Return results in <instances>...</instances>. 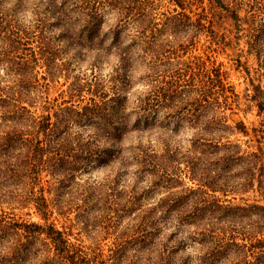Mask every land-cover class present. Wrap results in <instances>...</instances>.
Listing matches in <instances>:
<instances>
[{"label":"rangeland","instance_id":"obj_1","mask_svg":"<svg viewBox=\"0 0 264 264\" xmlns=\"http://www.w3.org/2000/svg\"><path fill=\"white\" fill-rule=\"evenodd\" d=\"M153 1V23L160 24L165 16L175 10L180 11L173 0ZM184 1L185 13L190 16L192 22H196L201 14L211 19L213 11L208 0ZM223 2L233 8L237 6L238 16L243 23L240 30L232 27L230 20L216 17L214 23H220V26L218 29L216 26L212 27L214 32H217L214 38L208 29L199 31L192 27L176 32L174 37L169 36L168 31L156 33L153 47L148 49L146 59L142 63L136 61L132 87L125 92L119 89L123 86V70L115 57L114 46L119 43L120 47L124 48L122 51L128 49V46L136 51L137 47L133 43L138 39L134 37L132 26L121 25L122 16L116 8L104 3L94 22L99 32L90 38L85 37L88 31L84 32L80 46L70 44L59 37L60 27L51 28L48 27L49 24H43L44 32L39 34L35 21L42 17L46 19L43 15L44 7L39 0L28 1L16 14L14 20L26 30L25 33L27 32L24 35L26 38L22 36L20 45L12 40L10 32H7L5 37L3 25L0 28V53L5 50L16 57H28L33 51L38 58L33 73L35 77L22 85L18 83L17 76L6 68L7 63L2 61L5 56L0 54V144L6 135L22 133L23 141L19 139L11 143L14 149H20L23 153L29 147L31 151L35 147L41 149L35 153L37 158L34 163L40 171L34 191L39 195V189H43V195L49 202L48 222L54 223L70 244L82 246L88 253H91L90 250L99 251L104 264H196V255L204 252L208 245L206 235L203 234L205 231L195 224H170V216L166 215L161 202L172 195H183L188 188L196 189L198 183L195 178H191L190 171L184 163H180L181 160L161 166L156 176L148 171L139 172L141 166L132 160L138 151L134 150V147L141 145L159 152L160 145L154 142L155 138L152 137L143 136L139 139L132 135L126 136L118 143L122 149L121 156L113 155L112 150L115 147L109 140H98L92 145L98 147V157L85 159V155L76 154L75 143L79 142L81 145L88 137H93L97 118L91 119L89 123L65 125L64 120L74 118L75 111H81L83 107L96 102L106 105L108 113H112L117 103V92L125 94V105H132L138 93L148 90L149 82L146 76L152 71L150 67L160 76V80L163 77L169 80L184 73V78L187 79L189 74L198 71V66L208 69L218 67L225 73L223 82L228 86V91L225 92L228 95L227 102L225 105L221 103L214 110L201 109L197 117L200 120L215 116L220 123H224L226 128L217 125L219 128L213 132L211 138L220 137L222 143L228 140L235 144L237 148L234 151H238V155L245 156V153L259 150L264 153V116L259 112L256 100H253V87L260 86L264 92V72L260 67L261 59L258 61L255 51L248 48L245 36L250 24L254 30L260 27L264 33V0ZM11 6L12 4L4 0L0 4V11L9 10ZM1 16L5 15H0V18ZM111 30L119 32L118 39L113 44ZM39 36L42 37L38 39ZM39 41H42V44ZM100 41L102 47L98 44ZM262 43L264 45V40ZM104 48L108 49L105 55ZM38 51L52 53L53 58L49 66L44 60L49 54L41 56ZM97 54L102 55L98 60L95 57ZM153 54H156L154 59ZM150 59L156 60V65L150 66ZM197 81L198 79L195 83ZM258 99L264 101V93H259ZM218 101H223L222 97H219ZM175 103L180 104L182 101L178 97ZM173 108L160 109V119L172 117L169 121L174 123V115L178 113V109ZM116 113L118 114L117 110ZM45 116L49 117L51 126L58 128L57 139L65 140L62 145L56 144V139L46 136L48 130L45 134L35 133L36 128L33 130L31 127L34 120L38 121ZM134 120V115L128 117L130 126ZM239 123L244 126L246 134L237 129ZM180 125L174 134L175 138L170 141V148L176 151L177 159L186 153L191 135L197 132L196 128H191L184 121ZM110 129L108 127V130ZM163 136L167 137L169 134ZM28 151L31 154L30 149ZM69 152L71 155L79 154L73 159L74 165L64 164V161H72L65 159V154ZM217 154L224 155L227 152L221 150ZM38 159L45 161V164H37ZM102 160L110 162L104 165ZM63 169L70 170L69 176L61 174ZM251 169V159L242 158L231 164L228 167L231 181L242 179L240 176L250 174ZM235 174L240 176L235 177ZM6 185L7 187L0 190L3 193L0 197V213H9L18 221L43 223L34 205L22 200L27 194L23 192L22 195L19 188H15L13 181H7ZM97 193H100L99 197ZM14 195L19 199L14 198ZM214 196L221 205L264 204V192L260 193L256 189L234 196L217 192ZM132 198V203H126L125 200ZM57 200L60 201L59 205ZM103 200L107 203L103 204ZM185 203L190 204L188 201ZM180 206L184 208L183 204ZM140 213L149 215L153 223L143 224L138 218ZM170 215L173 217L174 214ZM201 231L202 234L198 236Z\"/></svg>","mask_w":264,"mask_h":264},{"label":"trees","instance_id":"obj_2","mask_svg":"<svg viewBox=\"0 0 264 264\" xmlns=\"http://www.w3.org/2000/svg\"><path fill=\"white\" fill-rule=\"evenodd\" d=\"M3 1L0 0L1 3ZM28 1L30 0H5L6 3L12 4V6L9 10L0 11V15H5L0 18V28L3 25L5 37H7L6 33L10 32L13 36L12 40H15L19 45L22 36L27 32L25 33L26 30L19 26L14 19L21 7L26 5ZM202 1L200 0V2ZM39 2L44 7L43 15L46 17V19L39 17L40 19L35 21L39 34L44 32L43 24H49L48 27L51 28L60 27L59 37L70 42V44L78 46H80L84 32L88 31L86 38H90L99 32L94 22L100 13L99 9L104 3L107 6L116 8L122 16L121 25L132 26L135 33L134 37L138 39L133 43L137 47L136 51L131 46L122 51L124 48L120 47L119 43L114 46L116 50L115 57L123 70V86L119 89L124 92L132 87V79L135 74L134 65L137 60L138 63L139 61L142 63L146 59L148 49L153 47L156 33L161 34L168 31V35L174 37L176 32L192 27L199 31L208 29L214 38L217 32H214L212 27L216 26L218 29L220 26V23H214L216 17L230 20V25L237 30H240L243 24L242 19L238 16L237 6L233 8L227 3L224 5L223 0H208L210 9L213 11L211 19H207V15L201 14L196 22H192L190 16L185 13L186 4L184 0H173L180 11L175 10L174 12L173 10L174 13L165 16L160 24L153 23L151 12L154 6L153 0H39ZM11 21H14L12 25L10 24ZM253 30L250 24L246 30V44L248 48L255 51L258 61L259 58L261 59L260 67L264 72V45L262 43L264 33L260 27ZM111 33L113 34L111 44H113L117 41L119 32L111 30ZM39 43L42 44V41H39ZM98 44L102 47L101 41ZM38 52L41 56L45 53L49 54L48 57H44L46 65L49 66L53 58L52 53ZM107 52L108 49H105L104 55ZM139 52H142V54H139ZM0 54L5 56L2 61L6 62V68L17 76L18 83L23 85L35 77L33 73L38 61L35 52L31 51L28 57H25V55L16 57L13 54L6 53L5 50ZM155 55H152L153 59ZM101 56H95L96 60ZM15 58L19 60L16 61ZM156 62V60L150 59L148 64L154 66ZM150 70H152L151 73L146 76L149 82L148 90L138 93L132 105H125V94L122 95L117 92V103L113 107L114 111L112 113H108L106 105L103 103L92 102L90 106L83 107L81 111H75L74 118L69 117L64 120L65 125H70L82 122V124L89 123L91 119L97 118V121H95L97 123L94 124L95 133L91 137L93 139L88 137L85 143L81 145L76 142V154L85 155V159L98 157L100 155L99 149L97 146L92 145L98 140H109L115 147L112 150L113 155L121 156L122 149H120L118 143L126 136L132 135V137H138L139 139L143 136L155 138L154 142H158L160 145V153L139 145L134 147V150L137 149L138 151L133 155L132 160L136 165L141 166L139 172L148 171L154 176L158 174V168L161 166L169 165V163L174 164V161L181 160L180 163H184V166L190 171L191 178L196 179L198 183L196 189L188 188L183 195H172L170 196L172 198H164L161 202V206L166 210V215L170 216V224L178 222L195 224L196 227L205 231L203 234L206 235L208 245L204 252L196 255V264H264V204L221 205L214 196L217 192L234 196L255 189L263 193L264 153L259 150L258 152L245 153V156L238 155V151H234L237 148L235 144H231L228 140L222 143L220 137L211 138L213 132L219 128L217 125H223V128H226L224 123H220V120L218 121L215 116L200 120L197 117V113L201 109L214 110L221 103L227 102L228 95L225 92L228 91V86L223 82L226 78L225 73L221 72L218 67L208 69L205 66H198V71L189 74L187 79L184 78L186 76V73H184L178 74L169 80H165L164 77L160 80V76L156 74L153 67H150ZM196 79L198 81L195 83ZM216 88H219V90ZM253 90V100H256L258 110L264 116V101L258 99L259 93L264 92L260 89V86L253 87ZM120 95L122 97H119ZM178 97L182 101L181 106L179 103L174 104ZM219 97H222L223 101L219 102ZM171 107L178 109V113L174 115L176 117L174 123L169 121L172 117L168 118L166 116V118H163L164 120H161L158 115L159 110ZM130 115L135 117L131 126L128 123ZM183 121L191 128H196L197 132L191 135L186 153L181 154V158L177 159L176 151L170 148V141L175 138L174 134L179 130ZM32 123L33 130L36 128L35 133L45 134L48 130L49 133L46 136L56 139L58 141L56 144L62 145V141H65L57 139L58 132L56 129L58 128L51 126L48 116L42 117L38 121L34 120ZM237 126L238 130L246 134L242 123L237 124ZM108 127L111 129L108 130ZM164 134H169V136L164 137ZM22 135V133L21 135H6L2 144H0V190L7 187V181H13L15 188H19L22 195L27 194L24 195L22 200L34 205L43 223L18 221L11 214L1 212L0 264H104L102 254L99 251L90 250L91 253H88L82 246L76 247L70 244L68 239L64 237V233L58 230L54 223L48 222L50 217L49 202L43 195V189H39V195H36L34 191L40 171L38 165L34 163L37 158L35 153L41 149L35 147L31 151L29 147L24 153L20 149H14L11 143L19 139L23 141ZM29 149L32 155L28 151ZM221 150L227 152V154L218 155L217 153ZM78 155H71L70 152L65 154V159H72V161H64V164L74 165L73 159ZM242 158L251 159L252 172L242 176L239 175L242 178L240 180L231 181L232 177L228 167ZM37 161L39 165L45 164L42 159ZM109 162L110 160L107 163L106 160H102L101 163L108 165ZM197 163L201 164L198 165ZM228 163L230 164L228 165ZM66 170L68 171L66 172ZM55 171L57 172L56 169ZM68 172H70L69 169H63L61 174L67 177L69 176ZM239 176L235 174V177ZM110 192L113 191L110 189ZM97 194V197H99L100 193ZM2 195L3 193L0 191V197ZM191 195L194 197H191ZM14 198L19 199L15 195ZM132 200L133 198L125 201L129 203ZM103 201V204L107 203L105 200ZM185 201L190 202V204L187 205ZM59 202L57 200V205H59ZM180 204H183L184 208ZM175 208L178 209L175 210ZM170 213L174 214L173 217ZM147 214L150 215L151 213L147 212ZM147 214L140 213L138 218L142 220L143 224L150 225L152 221L149 219V215L146 216ZM201 234L202 231L198 236ZM250 257L252 261L249 259Z\"/></svg>","mask_w":264,"mask_h":264}]
</instances>
